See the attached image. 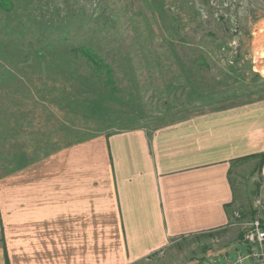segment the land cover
Segmentation results:
<instances>
[{
	"label": "rangeland",
	"instance_id": "obj_1",
	"mask_svg": "<svg viewBox=\"0 0 264 264\" xmlns=\"http://www.w3.org/2000/svg\"><path fill=\"white\" fill-rule=\"evenodd\" d=\"M6 1L12 8L0 7V125L9 122L2 111H30L36 102L56 125L71 124L82 137L108 125L114 127L108 133L155 130L263 96L264 0ZM79 47L95 51L112 70L118 101H106L105 123L93 120L80 100L94 94L76 91L74 74L80 82L96 77L95 88L102 86L84 61L74 62ZM256 166L239 161L231 172L232 213L246 219L264 182ZM240 234L225 228L182 238L162 258L142 264H196L234 249Z\"/></svg>",
	"mask_w": 264,
	"mask_h": 264
},
{
	"label": "crops",
	"instance_id": "obj_2",
	"mask_svg": "<svg viewBox=\"0 0 264 264\" xmlns=\"http://www.w3.org/2000/svg\"><path fill=\"white\" fill-rule=\"evenodd\" d=\"M262 95L103 133L2 177L0 264H142L175 240L225 229L234 164L263 157L264 181Z\"/></svg>",
	"mask_w": 264,
	"mask_h": 264
},
{
	"label": "trees",
	"instance_id": "obj_3",
	"mask_svg": "<svg viewBox=\"0 0 264 264\" xmlns=\"http://www.w3.org/2000/svg\"><path fill=\"white\" fill-rule=\"evenodd\" d=\"M0 7L11 10L12 5L6 0H0ZM73 51L74 62L84 61L86 66L90 67V70H92L93 75H97L98 79L101 80L102 86L95 88V84L97 83L95 80L96 77H91V79L88 78L80 82L79 75L75 76L74 74L73 76L72 74L74 80L79 83L76 89L79 96L85 97L88 94H94V98L90 99L85 97L80 99L83 105L90 111L91 115H93V120L98 122L103 121L105 123L108 118L107 116H109L106 114L108 110L105 105L106 101H118L116 97L118 90L112 70L105 64L101 57L91 49L79 47L73 49ZM103 70L104 73L102 76L101 73ZM33 105L34 107L30 111L20 112L8 110L1 112L2 119L4 118L9 122H2L0 125V179L6 175L22 170L61 149L87 141L103 133H106V135L118 133H108L106 130H112L113 127L112 125H108L104 132L82 137L75 133L76 130L74 127L71 128V124L68 126L66 122H57L56 125L54 123L55 120L51 118L52 114L48 107L46 108L40 105L41 108L39 110L38 103L34 102ZM17 114L20 115L17 116ZM48 120H53V125L52 121ZM66 135L68 137L69 135H73L75 139L61 143L60 140ZM262 163L263 157H261L257 166H261ZM246 215L247 214H243L244 218H246ZM251 217H254V211H252ZM241 237L242 234L239 235V238Z\"/></svg>",
	"mask_w": 264,
	"mask_h": 264
},
{
	"label": "built area",
	"instance_id": "obj_4",
	"mask_svg": "<svg viewBox=\"0 0 264 264\" xmlns=\"http://www.w3.org/2000/svg\"><path fill=\"white\" fill-rule=\"evenodd\" d=\"M263 194V195H262ZM264 182L260 196L254 201V217L244 218L239 210H234L226 228H240L242 237L236 240L234 249H223L206 255L196 264H264ZM180 240V239H178ZM175 240V241H178ZM166 250H160L145 258L146 263L160 259Z\"/></svg>",
	"mask_w": 264,
	"mask_h": 264
}]
</instances>
